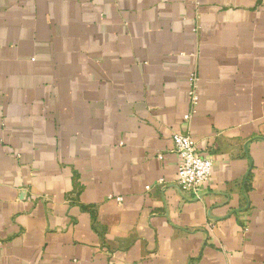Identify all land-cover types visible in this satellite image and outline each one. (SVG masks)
<instances>
[{"label": "crops", "instance_id": "0c3cea01", "mask_svg": "<svg viewBox=\"0 0 264 264\" xmlns=\"http://www.w3.org/2000/svg\"><path fill=\"white\" fill-rule=\"evenodd\" d=\"M0 264H264V0H0Z\"/></svg>", "mask_w": 264, "mask_h": 264}, {"label": "built area", "instance_id": "2783aa9c", "mask_svg": "<svg viewBox=\"0 0 264 264\" xmlns=\"http://www.w3.org/2000/svg\"><path fill=\"white\" fill-rule=\"evenodd\" d=\"M187 96L190 109L183 115V119H189L196 111L199 101L198 76L191 72L187 76ZM172 142L175 152L179 156L176 170L177 189L181 195L197 197L208 181L212 172V160L203 155L193 139L187 133L173 132ZM159 182H163L162 179ZM148 189V186H146ZM121 200L120 197L117 198Z\"/></svg>", "mask_w": 264, "mask_h": 264}]
</instances>
